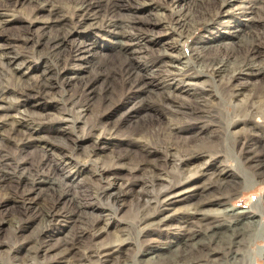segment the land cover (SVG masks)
I'll use <instances>...</instances> for the list:
<instances>
[{
  "label": "bare ground",
  "instance_id": "6f19581e",
  "mask_svg": "<svg viewBox=\"0 0 264 264\" xmlns=\"http://www.w3.org/2000/svg\"><path fill=\"white\" fill-rule=\"evenodd\" d=\"M24 1L43 13L36 18L43 22L36 39L30 26L11 29L5 25L21 0H0V27L4 29L0 136L7 147L36 145L56 150L57 158L76 168L93 197L106 206L101 217L85 221L78 209L82 205L67 197L68 203L63 191L42 188L35 178L16 177L0 168V206L14 203L18 207L11 216L0 219V226L11 224L9 240L0 238V252L16 245L8 262L0 259V264H141L137 254H155L161 249V239L169 236L177 245L201 237L206 240L160 264H210L220 254L226 256L227 264H247L242 246L249 247L256 240L255 226L262 220L230 203L251 183L264 182V83L239 104L236 100L248 87L234 80L244 75L264 77V30L253 26L237 29L234 42L217 48L212 42L202 43L191 47L190 53L174 54L169 49L179 39L158 49L149 43H160V38L170 35L191 39L196 30L190 29V12L175 10L164 16L152 10L150 0H70L67 10L74 13L66 17L54 0ZM243 2L221 1L216 12L205 13L203 24L214 25L217 18L228 21L235 10L246 8ZM194 3L202 4V0ZM132 4L135 6L130 8ZM82 25H86V40L74 51L68 50V42ZM102 26L119 38L109 48L125 60L111 67L89 58L93 75L81 73V65L70 75L67 65L73 52L86 47L89 52L95 50L97 43L87 37ZM158 29L163 31L157 34ZM225 39L221 36L220 41ZM211 51H216L215 56H210ZM137 52L150 55L146 58L149 65L134 61ZM36 68L37 73L30 72ZM72 84L73 89L67 88ZM220 90L234 103L227 122L217 109V101L225 100ZM144 92L151 95L142 98ZM130 103L133 105L121 116L109 119L113 111ZM209 125L216 128L206 142L197 143L196 134L192 139L176 138L195 127L203 132ZM231 126L234 131H229ZM222 131L232 135L238 165L244 170L228 164V149L217 139ZM108 147L114 150L102 159ZM38 187L42 201L32 195ZM121 196L132 198L134 220L117 231L116 243L99 244L98 237L112 223ZM193 197L196 199L191 200ZM64 199L65 206L60 208ZM182 202L186 204L179 206ZM208 205L218 208L205 209ZM191 208L201 216L191 214ZM63 216L79 219L82 226L58 245H46L44 236L53 234L51 227L55 229ZM34 224L37 227L29 231ZM219 233L227 235L218 237ZM223 238L228 241L221 246ZM172 243H166L168 249ZM131 252L134 254L127 260Z\"/></svg>",
  "mask_w": 264,
  "mask_h": 264
},
{
  "label": "rangeland",
  "instance_id": "374dc122",
  "mask_svg": "<svg viewBox=\"0 0 264 264\" xmlns=\"http://www.w3.org/2000/svg\"><path fill=\"white\" fill-rule=\"evenodd\" d=\"M15 1V0H14ZM57 5H59L63 13L67 15L66 17H69L73 15V9L67 10L68 7L71 5L70 0H54ZM148 1V0H147ZM153 1V6L151 7L152 10L156 13H162L164 16H171L175 10H179L181 12H190L191 13V23L192 27L190 29L196 30V32L193 34L191 39L185 40L179 38V36H165L163 39H159L160 43H149L150 47H153L155 49H158L160 45L167 46L172 43L173 38L179 39L176 43L173 42L172 49H169V52H172L174 54L184 52V54L191 52V47H199L202 45V43H213L217 44L216 48L225 42H234L236 41V36H234V32L237 29L246 28L247 29L250 26H253L256 28V30H264V0H244L243 5L246 6L245 9L241 10H235L236 14L231 15L230 18H227L228 21L223 23V18H217L215 20L214 25L205 26L203 24V19L205 17V13H214L219 8L221 1L227 2L229 0H202V4L196 5L194 3V0H150ZM165 3L162 6H160L158 3ZM239 3V2H238ZM63 5H65V9L63 8ZM134 4L129 5L130 8H133ZM236 6V5H235ZM243 11V12H242ZM120 12L122 14L127 15V11L122 9ZM147 14V13H145ZM43 13H37V11L34 10V8L26 3V1L21 0V2L18 3V6L14 8V10L9 13V15L6 17L8 22L5 23L9 28L13 29L20 25L24 26H30V34L34 39H36L39 35L40 28L43 25V22L40 20H36L38 16H42ZM223 19V20H222ZM20 26V27H22ZM22 28H25V27ZM86 26V25H85ZM77 27L76 32L72 35L71 40L68 42L67 47L68 50L74 51L79 44H81L82 41L86 40V37H84V34H86L83 30L84 27ZM158 28V27H157ZM160 28V27H159ZM4 29L0 27V42L2 43L3 37L2 32ZM127 31L132 32L133 29L130 27H126ZM162 29H158L156 33L158 34ZM180 31V30H179ZM158 36V35H156ZM221 36H225L226 39L223 41H220ZM229 37V39H227ZM90 41L96 42L97 47L95 50H92L89 52L88 47L82 49L83 51L73 52L72 57L69 60L67 70H69L70 75H73L74 72L79 71L78 68L81 66H84L80 72L85 73L87 76L93 75L94 71H90L89 67L90 63L88 62V59L95 60V63L97 62H106L107 65L114 67L119 66V64L125 60V57L112 53L113 51L110 50L111 47H114V41L119 38L113 36L109 32H106V29L104 26H102L99 30L92 31L88 37ZM136 41V40H135ZM138 41V40H137ZM135 45L129 46L130 48H133ZM110 47V48H109ZM225 47V46H224ZM139 47L136 46V49ZM224 49V48H223ZM214 50V49H213ZM91 53H94L95 56L90 55ZM105 54V55H104ZM216 51H211L210 56H215ZM136 57L134 58V61L136 63H143L144 65H149L147 57H150V55H147L144 52H137ZM106 57V58H105ZM36 61H38L37 58H35ZM145 62V63H144ZM43 64H40L39 67H41ZM86 66V67H85ZM22 68H26V64L22 66ZM37 70L39 69H31L30 72L37 73ZM89 70V71H88ZM93 72V73H92ZM207 79H209L207 77ZM235 84H244L248 88L244 91L243 95L239 97L235 103H242V101L246 100L249 95L253 93V90L258 88L260 85L264 83V77H255V76H240L239 78L234 80ZM75 87L74 84L67 86L69 89H73ZM69 91V90H68ZM220 95L225 97L223 92L220 90ZM151 95V93L144 92L142 94V98H148V96ZM225 99V100H224ZM222 102H218V112L223 115V118L225 119V122L228 121V117L234 112V103H230L227 101L226 97L224 98ZM98 99L95 97L93 99V102L96 104ZM133 105V103L127 104L125 106H122L121 108L116 109L112 112L109 119H116L117 117L121 116L122 113H124L128 108ZM216 127L213 125L206 126L203 128V132L198 131L200 130L199 127H195L191 131H185L182 133H179L176 135V138L178 139H192V137L199 136V141L197 143L206 142L210 140L209 133L212 129H215ZM234 127H230L229 131H234ZM198 132H201L198 134ZM219 133V132H218ZM192 134V135H191ZM232 135L230 133H225V131L220 132V137L217 139L224 143L226 145L229 155V165H233V167H239L243 169L238 162L237 154L235 152V148L233 146V139L231 137ZM216 139V138H214ZM5 140L0 136V168L5 169L6 171H9L11 174H14L16 177H29V178H35L38 182L41 181V187L46 188V186H50L52 188L61 190L65 193V198L69 197L70 199H73L74 201H78V204H81L82 207L78 208L81 209V218L85 221H92L96 220L97 218L101 217L103 215V210L105 208V201H99L89 191V187L86 184V181L84 179V176L82 174H78L76 172V168H73V166L68 165L67 163L59 160L56 156V150L54 149H47V148H41L36 145H27L25 147H14L10 146L7 147ZM114 148H106L103 150L101 154L102 159H107L111 153L113 152ZM81 149L78 150L75 153V156H78L79 153H81ZM81 155V154H80ZM57 158V159H56ZM82 158V155H81ZM90 168L93 167V164L90 162L86 163ZM244 170V169H243ZM260 183H251L252 185H249L246 190L243 191V193L239 194L236 198H234L233 201H231V206L234 209L238 210H245V211H251L252 214L255 215L257 219H261V223L258 226H255V236L256 240L253 241L249 247L242 246L243 250L246 251V259L245 263L247 264H264V205H262V201H264V182L263 180L258 181ZM32 195L38 200L42 201L44 199V196L41 194L40 187H38L36 190L33 191ZM124 197V198H123ZM66 199H64V205L61 203L60 208H63L66 203ZM130 196H121L120 201L118 203L119 208L117 209L116 213L112 217V223L107 227L106 230L101 232V235L98 237V243L100 244H114L116 243L114 236L117 234V231L124 227L126 225L125 222L131 223L133 218V201ZM196 197H193L191 200H195ZM67 202L69 203L68 199ZM186 202L180 203L179 206L185 205ZM264 204V203H263ZM255 207V208H254ZM208 210H216L218 208L217 205H208L204 207ZM18 207L14 203H3L0 206V219L7 218L11 216ZM194 209H189V212L191 214H195L196 216H201L199 213H193ZM80 218V219H81ZM73 218L68 217H61L58 220V225L55 227H51L54 232L53 234L47 233L46 236H44V242L48 246H56L59 243L67 240L69 237H71V234L73 230L76 229L77 226H82L81 221ZM37 227V224H34L33 227H29V231L33 230ZM11 231V224L4 222L0 226V238L3 241H8ZM27 231V233H29ZM245 231V229H244ZM248 231V230H246ZM245 231V232H246ZM252 231V229H251ZM133 231V236L137 238L136 232ZM227 234L219 233L218 237H223ZM172 236L162 238V242H159V247L161 248L160 251L156 252L153 255H145L142 253H138L136 258L141 262V264H160V262L163 261H172L175 258L180 257L181 251L183 249H189L192 247H196L199 245L200 241L206 240L205 237L196 238L191 241H188L186 243H182L180 245L176 244V241L171 238ZM215 239H219L215 237ZM173 240V241H171ZM173 242L172 248L168 249L166 243L167 242ZM228 241V238H223L224 243H221L222 245H226L225 242ZM220 244V243H219ZM217 244H214V246ZM16 245H10L8 248H4L0 252V259L2 262L9 260L10 255L13 254ZM134 252H131V254H128V259L130 260ZM127 257H122V260ZM8 258V259H7ZM211 258V257H210ZM227 261V262H226ZM130 262V261H129ZM226 262V263H225ZM210 264H227L229 261L227 260L226 256L220 254L215 261L209 262Z\"/></svg>",
  "mask_w": 264,
  "mask_h": 264
}]
</instances>
